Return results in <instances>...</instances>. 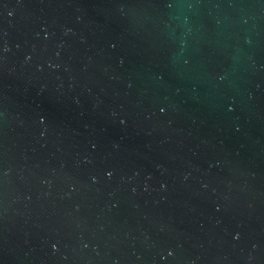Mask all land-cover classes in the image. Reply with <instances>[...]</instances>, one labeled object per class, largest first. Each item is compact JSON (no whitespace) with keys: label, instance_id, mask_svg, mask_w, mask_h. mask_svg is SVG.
<instances>
[{"label":"water","instance_id":"water-1","mask_svg":"<svg viewBox=\"0 0 264 264\" xmlns=\"http://www.w3.org/2000/svg\"><path fill=\"white\" fill-rule=\"evenodd\" d=\"M0 264H264V0H0Z\"/></svg>","mask_w":264,"mask_h":264}]
</instances>
